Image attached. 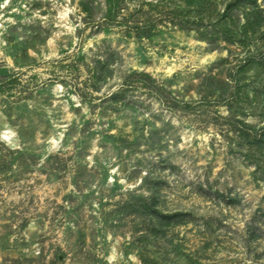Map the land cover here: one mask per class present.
I'll list each match as a JSON object with an SVG mask.
<instances>
[{
	"label": "rangeland",
	"instance_id": "374dc122",
	"mask_svg": "<svg viewBox=\"0 0 264 264\" xmlns=\"http://www.w3.org/2000/svg\"><path fill=\"white\" fill-rule=\"evenodd\" d=\"M0 264H264V0H0Z\"/></svg>",
	"mask_w": 264,
	"mask_h": 264
}]
</instances>
